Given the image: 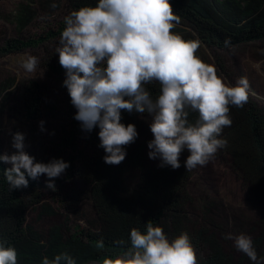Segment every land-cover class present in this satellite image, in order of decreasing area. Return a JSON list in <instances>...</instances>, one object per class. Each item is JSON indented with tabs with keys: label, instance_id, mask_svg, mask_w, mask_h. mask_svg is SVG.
Here are the masks:
<instances>
[{
	"label": "clouds",
	"instance_id": "9594fccd",
	"mask_svg": "<svg viewBox=\"0 0 264 264\" xmlns=\"http://www.w3.org/2000/svg\"><path fill=\"white\" fill-rule=\"evenodd\" d=\"M179 20L170 0H97L65 16L55 48L65 69L63 86L82 131L99 129L106 164H120L126 146L138 137L134 123L122 122V110L149 114L153 138L147 145L148 156L158 159L160 167L180 168L181 153L187 150L183 164L192 170L226 147L221 134L232 124L229 106L247 103L249 82L241 76L235 84L226 83L214 65L196 55L197 41L171 31ZM36 63L35 57H29L23 67L33 71ZM153 81L160 85L155 99L145 87ZM189 109L198 112L194 123L188 121ZM44 124L39 121L41 131ZM25 141V133L17 130L12 133L15 151L0 153V162L10 165L4 169L10 189L26 188L29 177L45 175L47 187L55 190V178L70 162L62 157L37 161ZM225 239L232 240L252 264H264L250 235L227 233ZM96 246L103 248V240ZM0 264H17L15 247L3 240ZM42 264H76V260L62 252L52 259L44 256ZM101 264H197V258L187 232L169 239L162 226L148 222L146 232L132 228L130 245L114 257L103 258Z\"/></svg>",
	"mask_w": 264,
	"mask_h": 264
},
{
	"label": "trees",
	"instance_id": "16d2710c",
	"mask_svg": "<svg viewBox=\"0 0 264 264\" xmlns=\"http://www.w3.org/2000/svg\"><path fill=\"white\" fill-rule=\"evenodd\" d=\"M96 2L42 0L39 4L43 10L52 6L50 13H53L63 3L68 4L70 12L85 5H95ZM170 3L173 12L180 17L179 23L171 31L185 39L197 41L196 55L206 63L213 65L205 46L230 49L245 44L264 45V0H170ZM37 13L38 9L30 3H21L16 14L19 30L27 28ZM64 27L62 23L58 30L50 29L44 36L3 37L0 39V59L36 49L45 42L58 44ZM226 39L229 40L228 44H225ZM44 63L51 71L65 78V69L59 64L58 53L49 52ZM145 87L153 99L159 94L158 82L153 81ZM41 89L37 81L19 82L14 78L2 84L0 118L8 109L6 99L15 101L10 107L18 116L38 118L44 102ZM229 108L232 124L225 127L221 134L222 138H226L227 145L217 152L230 157L231 166L243 187L254 201L264 204V103L249 94L243 107L230 105ZM72 117L74 119V114ZM143 118L151 119L147 113L122 110V122L125 124L134 123L138 127L137 123ZM197 118L198 112L189 109L188 121L194 123ZM72 123L77 128L71 129L63 139L74 150L79 140L77 130L80 123L75 119ZM98 131L96 128L87 134V141L93 150L88 154L83 150H74L76 153L71 154L67 168V178H75L86 186V189H74L69 194L67 204L72 210L81 200H89L93 216L86 217L87 226L65 223L40 230L28 220L31 210L42 208L40 216L58 213L52 205L44 202L53 192L46 185L47 177H29L26 188L11 190L4 177V169L10 165L0 162V240L15 247L17 264H42L44 256L52 259L62 252L72 255L76 264H101L103 258L114 257L130 245L132 228L146 232L148 222L162 226L169 239L182 232L190 235L185 222L192 173L183 167L173 169L151 163L146 144L138 142L139 135L126 146L127 155L120 164H106L103 160L104 149L99 147ZM0 153H3L1 142ZM75 161L79 163L77 167ZM202 232L197 240L191 241L193 245L197 246L199 240H204L205 234ZM101 239L104 247L97 248L96 244ZM117 240H123L125 244L118 245L115 243ZM207 240L210 242V252L206 257L197 259V264H245L242 258H236L211 236Z\"/></svg>",
	"mask_w": 264,
	"mask_h": 264
},
{
	"label": "rangeland",
	"instance_id": "374dc122",
	"mask_svg": "<svg viewBox=\"0 0 264 264\" xmlns=\"http://www.w3.org/2000/svg\"><path fill=\"white\" fill-rule=\"evenodd\" d=\"M39 1L42 0H0V39L44 36L50 29L58 30L64 23L65 16L69 14L68 4L63 3L59 10L50 13L52 6L43 10ZM21 3H30L38 9L33 22L23 31L19 30L16 21ZM56 46L57 42H45L36 49H28L0 59V87L13 78L19 82L37 81L42 87L44 100L39 117L29 118L15 114L10 107L15 101L6 99L8 109L0 118V142L3 152L7 151L11 154L15 151L11 146L12 133L17 130L25 133L26 150L37 161L48 162L53 157H62L69 161L71 154L76 153L74 150H83L85 154L93 150L87 141L88 132L82 131L81 127L76 129L79 140L76 141L77 147L74 150L63 139L71 129L77 128L72 123L74 120L72 115L75 114L76 109L72 107L67 89L63 86L65 78L51 71L44 63L48 53L55 52ZM204 49L226 83L235 84L239 77H246L249 82L248 94L264 103V45L245 44L230 49L205 46ZM29 57H35L37 61L33 71H27L23 67ZM41 120L45 122V131L40 130ZM137 124L140 136L138 142L147 146L153 138L150 119L143 118ZM148 152L149 149L146 147L147 156ZM188 155L187 150L182 152L180 168L186 169L183 161ZM149 160L151 163L159 164L158 159L149 158ZM231 162L227 154L220 155L216 152L206 165L188 170L192 176L188 186L191 196L186 205V231L190 233L189 237L193 241L197 240L198 235L204 230V233L202 232L205 234L204 240L201 242L199 240L197 246L193 245L197 259L209 254L210 242L207 239L211 236L212 240L220 243L236 258H242L245 264H252L245 254L235 249L232 240L225 239V234L243 232L250 235L258 257H264V204L252 199L232 168ZM74 164L79 165L78 161ZM68 171L66 169L61 176L55 178V190L51 189L53 192H50L44 201L52 205L58 213L40 216L42 208L39 207L29 213L28 220L40 230L45 231L53 225L65 223L87 226L86 217L93 216L92 207L87 199L81 200L72 210L68 208L69 194L76 188L86 189L84 183L73 177V180L67 178Z\"/></svg>",
	"mask_w": 264,
	"mask_h": 264
}]
</instances>
